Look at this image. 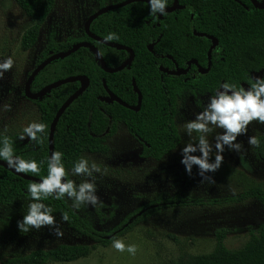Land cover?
<instances>
[{"label": "trees", "instance_id": "16d2710c", "mask_svg": "<svg viewBox=\"0 0 264 264\" xmlns=\"http://www.w3.org/2000/svg\"><path fill=\"white\" fill-rule=\"evenodd\" d=\"M18 7L35 23L26 29L21 37V47L30 49L36 42L41 23L55 6V0H14ZM123 0H115L119 2ZM250 6L243 7L239 2ZM95 9L108 3V0H94ZM172 4L167 0L166 7ZM179 6L172 12L150 14L149 3L134 1L119 8L100 14L90 23V31L106 39L114 33L118 42L134 51L131 65L115 72L102 70L95 54L87 47H80L65 57L48 63L33 78L30 90L38 91L43 86L68 76L85 75L89 79L87 88L78 95L63 111L54 132V150L63 153L65 169L72 171L84 153L108 152L107 139L112 136L117 123L125 125L128 133L142 140V156L160 160L172 153L180 142V134L175 117L178 102L188 93L208 92L216 95L224 83L240 87H251L258 72L264 69V8H252L250 0H178ZM215 36L218 45L211 52V65L208 72L197 73L184 80L183 76L168 75L159 69L163 60L159 57L168 53L179 59L194 57L204 63L210 45L208 38L192 33ZM79 41H88L101 52L108 67L121 65L129 53L123 49L107 46L89 37L83 27L64 40L56 38L54 30L49 31L44 48L36 57L35 65L49 56L50 52L66 51ZM153 43L152 51L148 44ZM167 60V59H165ZM29 74V72H28ZM264 78V73L261 74ZM119 98L128 104H135L137 94L133 91L132 79L141 92L140 109L137 111L113 102H102L98 96L105 94L102 80ZM244 86H243V84ZM79 81H72L53 87L42 96L32 100L37 107V123L47 125L43 133H37L39 142L18 144L12 135L0 134V148L7 138L14 155L40 164V173L25 174L43 178L47 175L48 132L50 123L61 104L78 87ZM259 146H253L256 158L264 161V132L255 136ZM3 159V158H0ZM4 160V159H3ZM69 179V174L67 176ZM33 182L24 179L12 170L0 165V206L6 209L0 222L12 233L21 234L17 221L22 220L33 203L28 185ZM63 199L48 197L40 202L53 209L52 214H67L65 222L77 233L94 241L108 245L124 235L149 215L161 212L175 205H209L223 201H240L255 198L264 211V189L251 187L231 198H201L180 194L153 195L147 202L126 215L114 227L104 231L96 229L92 222L77 214ZM227 229L215 230L213 250L194 258L191 264H264V221L249 232L247 242L241 248L231 250L224 241ZM92 246L87 244H60L49 249H34L22 255H13L1 260L0 264H47L50 262H71L89 254Z\"/></svg>", "mask_w": 264, "mask_h": 264}, {"label": "rangeland", "instance_id": "374dc122", "mask_svg": "<svg viewBox=\"0 0 264 264\" xmlns=\"http://www.w3.org/2000/svg\"><path fill=\"white\" fill-rule=\"evenodd\" d=\"M114 0H108L113 2ZM94 0H55V6L41 23L34 45L27 50L21 47V37L35 21L26 16L14 0H0V63L11 57L13 67L0 78V134L12 135L18 144H30L31 139L24 133L30 123H37L39 113L36 104L24 93V86L30 72L35 67L36 57L44 48L49 31L54 30L58 40L83 27L90 10H94ZM214 96L208 92L188 94L178 102L175 122L180 134V142L172 153L160 160L143 157L142 145L131 136L125 125L117 124L115 133L106 143V153H84L81 158L95 163L100 172H93L96 183V205L82 204L73 207V200L67 198L72 209L89 219L99 230H108L118 224L127 214L147 202L153 195L175 194L201 198H231L251 187L264 189V161L256 158L253 145L248 138L264 132V124L253 121L247 133L237 137L242 147L239 152L229 151L225 146L224 161L216 172L198 175V167L193 165L191 176L180 163L181 149L186 143H197L200 133L189 136L185 124L195 119ZM10 105V109L5 106ZM223 129L215 128L207 135L209 143L222 134ZM24 136V139L20 137ZM193 155H200L197 151ZM215 157V149L211 154ZM80 158V159H81ZM69 179L77 185L92 177L73 175ZM6 209L0 206V219H4ZM55 216L63 232L62 237L53 234L52 228L12 233L0 222V262L6 257L22 255L34 249H49L60 244H87L92 246L89 254L71 262H50L47 264H191L195 257L210 253L215 245V230L227 229L225 245L231 250L241 248L249 237V232L264 221V211L255 198L240 201H223L209 205H175L144 218L132 230L115 240H122L126 246L135 245V255L127 250L120 252L108 245L95 244Z\"/></svg>", "mask_w": 264, "mask_h": 264}, {"label": "clouds", "instance_id": "9594fccd", "mask_svg": "<svg viewBox=\"0 0 264 264\" xmlns=\"http://www.w3.org/2000/svg\"><path fill=\"white\" fill-rule=\"evenodd\" d=\"M167 0H149L150 14L159 12L164 14ZM118 39L114 33H110L106 40ZM14 61L11 57L0 63V78H3L5 71L13 67ZM10 109V105L5 106ZM253 121L264 124V78L257 77L249 89L243 87L237 88L235 85L224 83L221 90L216 95L209 97V102L202 112L195 115V119L185 124L186 132L189 136L193 132L200 133L197 143L188 142L181 149V164L184 165L188 175L192 174L193 165L198 167V175L205 178V173L216 172L221 167L225 151V146L229 151L239 152L242 145L237 142V137L247 133L248 125ZM47 125L43 123H30L24 133L33 141H37V133H43ZM215 128L223 129L222 134L218 133L214 139V145L209 143L207 135L212 133ZM24 139V136L20 137ZM248 143L253 146H259V140L255 137H249ZM215 149V157L211 154ZM199 152L200 155L192 153ZM63 153L55 151L48 159L47 175L42 180L31 182L28 185V192L31 199L35 202L30 203L28 212L22 220L17 221L19 231L28 232L30 229L43 227L52 228L53 234L62 237L63 232L57 224L56 218L52 215L53 209L41 203L42 199L53 197L63 199L65 196L73 200V207L79 208L82 204L89 203L96 205L99 201L95 194L97 191L93 172H100V168L93 163L91 167L85 158H81L74 164L73 175H82L92 177L91 180H85L77 185L73 180L67 179L68 172L62 163ZM0 158L7 161L8 166L15 168L19 173L32 172L40 173V164L35 160L26 161L18 156H14L13 148L7 138L4 139L3 147L0 148ZM61 220L68 221L67 214H62ZM113 247L120 252L127 250L135 255L136 246H126L122 240H114Z\"/></svg>", "mask_w": 264, "mask_h": 264}, {"label": "water", "instance_id": "95a60500", "mask_svg": "<svg viewBox=\"0 0 264 264\" xmlns=\"http://www.w3.org/2000/svg\"><path fill=\"white\" fill-rule=\"evenodd\" d=\"M134 1H144V2H148L149 3V0H124V1H121V2H118V3L108 4V5H105L103 7H100L99 9H97L96 11L91 13L87 17V19L85 20L84 25H83V29H84L85 33L89 37H91L92 39H94L96 41H99V42H101V43H103V44H105L107 46H110V47L123 49V50H125V51H127L129 53V56L127 57V59L123 63H121V65H118V66L113 67V68L108 67L106 65L104 59H103V56H102L101 52L98 50V48L95 45H93L92 43H90L88 41H79V42L75 43L70 49H68L66 51H59V52H55V53L50 52L49 56L46 57L45 59H43L40 63H38L31 70V72L28 74L26 82H25V86H24V93H25L26 97L29 98V99H36V98L42 96L49 89H51L53 87H56V86H59L61 84L67 83V82L79 81V83H80L79 87L71 95H69L65 99V101L61 104V106L57 109V111H56V113H55V115H54V117H53V119H52V121L50 123L49 132H48V159L51 157V155L53 153V150H54V140L53 139H54V132H55V128H56V124L58 122V119L60 118L61 114L66 109V107L78 95H80L87 88V86L89 85V79L85 75L68 76V77L53 81L51 83H48L47 85L43 86L38 91L33 92V91L30 90V84H31L33 78L48 63H51V61H54V59L59 58V57L68 56L71 53H73L76 50H78L80 47L89 48L95 54V56L97 58V61H98L99 65L101 66L102 70L107 72V73H115V72H118V71L128 67L129 65H131V62H132V60L134 58V51L130 47H128V46H126L124 44L106 40V39L98 36V34L96 35V34L92 33L90 31V23L92 22L93 19H95L100 14L105 13V12L111 10V9H114V8L122 7V6L127 5V4H129L131 2H134ZM236 1H238V0H236ZM252 2H253V4L256 7H259V8H263L264 7V0H263V2L261 4H257L256 0H252ZM178 5H179L178 4V0H173L172 4L165 8L164 12H172V11H174L178 7ZM159 17H161V14H159ZM193 32L195 34H197V35H202V36L205 35V33H198L195 30ZM205 36H207L209 39H211V44H210V47L208 48V51H207V56L210 59L211 52H212L213 48L217 45L218 40H217L216 37L211 36V35H205ZM152 47H153V43H150L148 45V49L150 51H152ZM209 64H210V61H209ZM161 70L167 72L168 74H172V75H179V74H182V73L186 72V69H182V68H176L174 70H167L166 68H161ZM199 70L202 73L207 71V69H205V68L204 69L200 68ZM262 73H264V69L257 73L258 74L257 77L261 78V74ZM102 82H103V86H104L106 95L98 96V99L100 101H103V102H106V103H112V102L115 101L118 104H120V105H122V106H124V107H126L128 109L134 110V111H137V110L140 109L142 95H141L140 90L136 86L134 79H132V86H133V91L137 94V101H136L135 105H129L126 102H124L123 100H121L112 91H110V89L106 86V83H105L104 79L102 80ZM243 86H244V84H243ZM244 89L247 90V89H249V87H245L244 86ZM219 90H221V88H219L217 91H219ZM14 156H16V155H14ZM0 165L12 170L15 174H17L18 176H20V177H22L24 179H28L30 181L37 182V183H39L42 180L41 178H38V177H35V176H31V175H28V174H25V173L17 172L15 170V168L9 167L7 161H5L3 159H0Z\"/></svg>", "mask_w": 264, "mask_h": 264}, {"label": "flooded vegetation", "instance_id": "af4514ba", "mask_svg": "<svg viewBox=\"0 0 264 264\" xmlns=\"http://www.w3.org/2000/svg\"><path fill=\"white\" fill-rule=\"evenodd\" d=\"M124 1V0H123ZM173 1V0H172ZM257 1V4H261L262 2H263V0H256ZM119 2H121V1H119ZM250 2H251V4H252V8H255V9H262V8H259V7H256L254 4H253V2H252V0H250ZM113 3H118V2H115V0L113 1V2H108L106 5H108V4H113ZM243 7H245L246 9H249L250 8V6L249 5H247V4H245V3H242L241 1L239 2ZM105 6V5H104ZM179 6V5H178ZM103 7V6H102ZM100 8V7H99ZM98 8V9H99ZM264 8V7H263ZM115 9V8H114ZM97 10V9H96ZM95 10V11H96ZM94 12V11H93ZM92 12V13H93ZM160 14V13H159ZM159 14H158V17H159ZM90 15V14H89ZM88 15V16H89ZM161 17H162V14H161ZM161 17H159V18H161ZM192 29V33L193 34H195L193 31H194V29L193 28H191ZM205 35H211V34H206L205 33ZM204 35V36H205ZM211 36H213V35H211ZM206 38H208L207 36H205ZM215 37V36H214ZM209 39V38H208ZM209 41H210V44H211V39H209ZM149 45V44H148ZM217 45H218V43H217ZM216 45V46H217ZM215 46V47H216ZM209 47H210V45H209ZM214 47V48H215ZM153 48V47H152ZM213 48V49H214ZM208 51V50H207ZM159 57L161 58V59H167V60H163L162 62V64L161 65H159V69L161 70V68H166L167 70H174V69H176V68H182V69H186V72L185 73H182V74H179L178 76H183V78H184V80H187V79H189V73H191V77H194L197 73H200V74H204V73H206V72H208V70H209V68H210V66H212L211 65V56H210V59L208 58V56L206 55V58H205V61H204V63H206L205 65H202L203 64V62L202 63H199L198 61H197V59L196 58H194V57H191V58H188V59H185L184 60V57H183V55L182 56H180L179 55V59L178 60H176L175 59V57L174 56H172L171 54H168V53H162V54H160L159 55ZM209 61H210V64H209ZM36 66V65H35ZM200 68H202V69H207V71L206 72H200ZM162 72H164V73H166V74H168L167 72H165V71H163V70H161ZM31 72V71H30ZM29 72V73H30ZM168 75H172V74H168ZM243 84V83H242ZM220 88H221V86H220ZM111 91V90H110ZM188 94H192V93H188ZM187 94V95H188ZM104 95H106V93L104 94ZM100 96H102V95H100ZM117 96V95H116ZM118 97V96H117ZM121 99V98H120ZM122 100V99H121ZM103 102V101H102ZM115 102V101H114ZM125 102V101H124ZM106 103V102H105ZM113 103V102H112ZM117 103V102H116ZM109 104H111V103H109ZM128 104V103H127ZM136 104V103H135ZM135 104H129V105H135ZM124 107V106H123ZM119 123H121V122H119ZM119 123H117V124H119ZM141 145H142V140H140V139H137V138H135Z\"/></svg>", "mask_w": 264, "mask_h": 264}]
</instances>
